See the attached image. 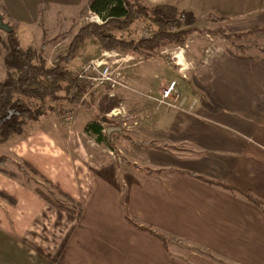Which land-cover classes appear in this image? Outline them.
<instances>
[{"label":"crops","instance_id":"obj_1","mask_svg":"<svg viewBox=\"0 0 264 264\" xmlns=\"http://www.w3.org/2000/svg\"><path fill=\"white\" fill-rule=\"evenodd\" d=\"M144 1L173 6L194 18H228L226 30L231 24L245 30L264 27V0ZM87 2L0 0V17L14 30L21 48L34 50L38 39L35 53L40 55L48 46L42 41L45 28L40 18L47 14L65 24L69 17L72 24L70 17ZM86 44L94 48L93 55H86L92 61L118 53L101 50L94 39L84 41L80 49ZM168 47L185 50L180 61L189 65L184 72H173L179 79L173 91L177 89L179 97L173 92L172 100H164L170 105L160 103L161 92L176 80L162 63L124 54L145 58L134 67L151 63L166 73L165 80L153 74L154 82L137 71L128 74L133 84L130 163L151 174L121 169L104 151L86 150L77 133L89 120L78 125L87 111L77 106L72 127L63 128L43 114L8 142L7 154L2 155L27 163L79 204L81 213L75 217L60 211L34 194L31 186L0 174V264H264V202L252 205L194 178L246 190L264 201V54H234L215 41L196 42L193 35L183 47ZM1 57L0 44V81ZM75 60L76 56L66 66L71 72ZM186 78H191L194 91L185 90ZM190 93L205 99L193 101ZM49 105L51 112L54 106L70 110L66 103ZM121 202L137 224L178 245H163L129 225Z\"/></svg>","mask_w":264,"mask_h":264},{"label":"trees","instance_id":"obj_2","mask_svg":"<svg viewBox=\"0 0 264 264\" xmlns=\"http://www.w3.org/2000/svg\"><path fill=\"white\" fill-rule=\"evenodd\" d=\"M87 10L98 17L100 23L89 22L81 25L68 42L66 52L57 56L51 67H47L45 61L30 47L21 48L11 27V32L5 34V40L3 44L1 43V63L5 75L0 81V144L10 138L21 136L30 123L37 122L47 109L52 110V107H49L47 103H66L75 107L80 105L86 109L84 103L85 82L77 79L74 73L66 67L74 60L86 40L94 39L98 47L106 52L120 50L141 57L153 55L157 50L167 45L184 46L187 38L193 33H216L225 39L233 38L236 41L233 48L240 52L256 48L255 45L242 44L243 38L254 34H264V27L250 28L241 33H228L223 27L228 18L211 14L205 15V18L208 23L217 27L211 30L199 29L193 26L195 18L190 12L179 11L169 5H145L141 0H88ZM138 21L148 22L153 27L148 37L136 41H125L107 32V29L126 31L134 22ZM110 109L112 108H108V110ZM100 122L106 123V120L100 118ZM102 130L103 128L96 120L88 123L85 127V131L94 135L97 142L102 139ZM12 159L0 155V174L18 184L29 185L20 182L13 173L3 169ZM17 163V171L21 177L28 181L39 180L63 202L49 198L40 189L37 181L29 185L34 194L60 211L75 217L80 215L79 204L51 185L27 163L23 161H17ZM144 171L151 174L148 170ZM194 178L205 184L235 193L252 205L259 206L264 202L253 198L246 190L197 176ZM121 208L123 218L129 225L149 233L165 245L167 239L153 231L151 227L137 224L129 216L123 202H121ZM206 257L214 261L210 256L206 255Z\"/></svg>","mask_w":264,"mask_h":264},{"label":"rangeland","instance_id":"obj_3","mask_svg":"<svg viewBox=\"0 0 264 264\" xmlns=\"http://www.w3.org/2000/svg\"><path fill=\"white\" fill-rule=\"evenodd\" d=\"M142 3L147 5L144 0H141ZM88 4V2H87ZM87 4L86 7L81 9L78 15H74L73 17H70L73 19L72 24L68 21L69 17H65V24H61V21L58 20V17H49L47 14H45L43 17L40 18V22L43 24L45 28L44 37H43V43L46 45L48 43V46L46 49L42 51V53L39 55L42 56L49 65H53V61L58 55L64 54L67 50V44L68 41L73 37L74 33L77 31L78 26L84 25L89 22H96L100 23V20L98 17L93 15L91 12L87 10ZM60 23V25H53ZM225 25V24H224ZM223 25L224 29L225 26ZM51 27L49 30L48 27ZM194 27H197L199 29H213L217 27L216 25H211L207 22L205 15L202 17L195 18V22L193 24ZM47 29V30H46ZM153 29L152 26L148 22H134L126 31L120 32L114 29H107V32L115 35L116 37H120L125 41L131 40L136 41L140 38L148 37L149 32ZM226 30V29H225ZM228 30V31H227ZM226 32L228 33H241L245 32L248 29H240L239 25L231 24L228 26V29ZM193 39L196 42H208V41H215L218 44H220L223 48H225L227 51L234 53V54H244V55H254V54H264V34H254L251 36H247L241 40L242 44L245 45H255L256 48L249 49L246 53L236 51L233 48V44L236 43V41L233 38L225 39L222 38L220 35L216 33H193ZM190 35V36H191ZM0 44L4 42L5 40V33L0 30ZM49 40V42L47 41ZM189 38V37H188ZM187 38V39H188ZM187 42V40H186ZM185 42V43H186ZM92 45L95 44L94 41L90 42ZM1 44V45H2ZM91 44H86L85 47H82L80 49V53L76 55V60L72 65H70V69H74V73L79 72L81 69H83L85 66L88 65L90 62H94L95 64L98 62H102L105 65L109 67V72H111L112 78L117 81L119 84L118 86H115L114 89H112L111 92L104 86V85H93L89 89H87L85 96H84V103L86 104V109L81 107L80 105H77V107H80L81 110L87 111V117L83 118L78 122V125L84 124L85 120H89L87 123L83 125L82 128H79V132L77 133L78 140L81 142L82 146L86 148V150L93 152V153H101V151H104L109 157H112L114 160L117 161L119 168L121 169H127V168H133V169H140L142 172L144 169L139 168V165H133L130 163V146L134 144L131 141L132 135L130 133V124L131 120H133V84L131 83V80L129 78V71L133 76V72H140L142 75L147 78L148 80L154 82L152 78V75L155 74V78H162L166 79V73L164 72L169 71V73L172 75V77L176 80L174 82V90L175 87L178 88L179 85V79L175 75V73L179 69H182V72L187 70L189 68V65H183L181 58L179 55L183 56V53L185 50H178L174 47H168L172 45H167L162 47L161 49L157 50L153 55H150L149 57L153 59L150 60L151 63H155L154 61H158L162 63L164 68H160L154 64L151 63H140L139 65H134L139 61H144L145 58H129L128 56H125L124 51L118 50L117 55L113 54L110 57H99L98 59L91 60V57L86 56L87 54L93 55L92 51L94 48L91 47ZM35 45V52L38 50L39 41L38 39L34 43ZM185 45V44H184ZM179 47V46H178ZM183 47V46H181ZM261 49V50H259ZM258 50L260 52H258ZM2 52V47H1ZM92 52V53H91ZM97 57V56H95ZM94 57V58H95ZM51 63V64H50ZM177 63H180L177 65ZM51 65V66H52ZM50 66V67H51ZM134 67V68H133ZM88 71H92L91 69H88ZM149 72V76H146V73ZM3 73L5 75V70L3 69ZM87 74V73H86ZM1 75V74H0ZM89 75H93L89 74ZM187 77V76H186ZM4 78V77H3ZM187 83L189 84V88L185 90H191L194 88L195 85L191 84V78H186ZM167 83V82H166ZM170 83V82H169ZM181 83V82H180ZM191 84V85H190ZM174 92V91H173ZM174 95H177V89L176 93L174 92ZM192 96V97H191ZM179 97V96H178ZM190 98H193V101H200V99H205V96L201 95V98L198 99V96H194L193 93L189 94ZM171 98V97H170ZM34 103V102H33ZM49 103H47L48 105ZM55 104V103H54ZM62 104V103H57ZM51 105V104H50ZM49 105V107H50ZM75 106H69L70 110H63L61 108H55L54 106V112H51V110H46L43 114L50 115L53 123H58L59 126H62L63 128H69L74 125L75 122V116H74V108ZM112 108L108 110V108ZM108 110V111H107ZM80 111V110H79ZM70 114V119H65V114ZM100 118L105 119L106 123H101ZM98 121L99 125L102 130V139L100 142H97L95 140V136L92 135L90 132L85 131V127L88 123H91L93 121ZM107 128H119L121 130L120 133H110L108 136L106 135V129ZM16 138H10L6 142H4L2 145L0 144V155L7 154V147L11 144V141H14ZM133 139V138H132ZM10 144H9V143ZM17 161L13 160L6 164L3 169L9 173H13L16 178L19 179L20 182L28 183L29 185H32V182L38 183L40 189L52 200L54 201H60L63 202V200L50 191V189L43 183H41L39 180H31L28 181L25 178L21 177L20 173L17 171ZM165 243H178L172 239H167ZM183 248H187L185 245Z\"/></svg>","mask_w":264,"mask_h":264},{"label":"built area","instance_id":"obj_4","mask_svg":"<svg viewBox=\"0 0 264 264\" xmlns=\"http://www.w3.org/2000/svg\"><path fill=\"white\" fill-rule=\"evenodd\" d=\"M88 69H91L92 71H88ZM108 70H109V67L102 62H98L96 64L94 62H90L88 63L87 66H85L79 72H76V73L73 72V73L77 79L83 80L85 82V85H84L85 91H87V89H89L95 84V85H104L109 90V92H111L112 89H114L115 86H118L119 84L117 83V81H115L112 78L111 72H109ZM92 73L94 76L89 75ZM173 87H174V82H170L167 85V87L161 92V99H163V101L162 102L160 101V103L170 105L166 103L164 100H172L170 97H171V94L173 93ZM174 100L175 99H173V101ZM55 108L63 109L60 106H57ZM64 118L70 119V114L68 113L65 114Z\"/></svg>","mask_w":264,"mask_h":264},{"label":"water","instance_id":"obj_5","mask_svg":"<svg viewBox=\"0 0 264 264\" xmlns=\"http://www.w3.org/2000/svg\"><path fill=\"white\" fill-rule=\"evenodd\" d=\"M0 30L5 34L10 33L12 30L7 24L3 23L1 17H0ZM120 132L121 130L119 128H107L105 133L108 136L110 133H120Z\"/></svg>","mask_w":264,"mask_h":264}]
</instances>
